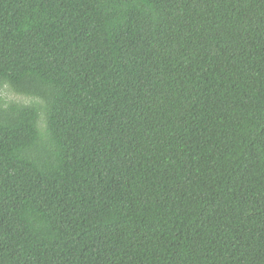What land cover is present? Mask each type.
I'll return each instance as SVG.
<instances>
[{
	"label": "trees",
	"instance_id": "obj_1",
	"mask_svg": "<svg viewBox=\"0 0 264 264\" xmlns=\"http://www.w3.org/2000/svg\"><path fill=\"white\" fill-rule=\"evenodd\" d=\"M3 86L0 264H264V0H0Z\"/></svg>",
	"mask_w": 264,
	"mask_h": 264
},
{
	"label": "rangeland",
	"instance_id": "obj_2",
	"mask_svg": "<svg viewBox=\"0 0 264 264\" xmlns=\"http://www.w3.org/2000/svg\"><path fill=\"white\" fill-rule=\"evenodd\" d=\"M0 99H2L4 102H18L23 104H30L34 103L35 101L33 99H30L28 97H23L18 94L13 93L10 89H8L6 86H3L0 88ZM38 128L40 131H45V117L44 113L42 112V116H39L38 118Z\"/></svg>",
	"mask_w": 264,
	"mask_h": 264
}]
</instances>
